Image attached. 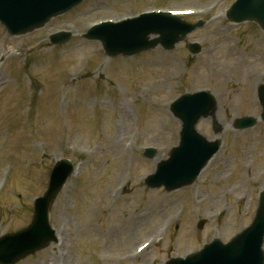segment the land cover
Wrapping results in <instances>:
<instances>
[{
  "label": "rangeland",
  "instance_id": "374dc122",
  "mask_svg": "<svg viewBox=\"0 0 264 264\" xmlns=\"http://www.w3.org/2000/svg\"><path fill=\"white\" fill-rule=\"evenodd\" d=\"M234 1L89 0L24 36L10 37L0 25V236L31 222L57 160L79 169L52 210L59 242L20 264H164L250 225L264 189V122L246 131L233 123L262 112L264 32L228 22ZM153 10H193L188 20L206 23L173 51L129 58L108 57L83 37L95 22ZM61 30L74 37L52 47L49 35ZM200 90L217 98L224 130L214 134L206 119L198 130L221 138V150L195 184L174 193L148 189L144 179L179 144L170 104ZM147 147L158 150L155 158L145 156ZM151 237L154 245L139 252Z\"/></svg>",
  "mask_w": 264,
  "mask_h": 264
},
{
  "label": "water",
  "instance_id": "95a60500",
  "mask_svg": "<svg viewBox=\"0 0 264 264\" xmlns=\"http://www.w3.org/2000/svg\"><path fill=\"white\" fill-rule=\"evenodd\" d=\"M82 1L84 0H0V21L11 34H23L43 27L51 18L68 12ZM229 17L236 22L255 21L264 29V0H238L230 9ZM200 26L201 23L183 24L166 14H152L118 26L106 24L94 27L87 37L100 40L110 56H130L155 48L159 43L172 49ZM151 34H159L161 38L150 41ZM68 36L70 34H59L51 37V41L54 44L61 43ZM192 51L199 52V47L192 48ZM259 96L264 105V86L260 88ZM171 110L183 122L181 145L174 149L170 160L159 164L158 173L147 180L151 187L165 186L168 190L192 184L219 150V142L209 143L197 132L198 121L202 117L213 116L216 131L222 130L215 118L216 100L206 92L183 96L172 105ZM254 123L252 119H242L236 123V127L243 128ZM147 154L152 158L154 151L148 150ZM71 172V165L67 162L56 166L48 191L36 200L32 224L18 233L0 237V264H15L45 248L52 241H57L49 222V212ZM260 204L252 226L230 245L216 241L186 260L174 259L167 264H264V194Z\"/></svg>",
  "mask_w": 264,
  "mask_h": 264
},
{
  "label": "bare ground",
  "instance_id": "6f19581e",
  "mask_svg": "<svg viewBox=\"0 0 264 264\" xmlns=\"http://www.w3.org/2000/svg\"><path fill=\"white\" fill-rule=\"evenodd\" d=\"M256 76H257V74H254V75H253V77H256ZM255 79H256V78H255Z\"/></svg>",
  "mask_w": 264,
  "mask_h": 264
}]
</instances>
